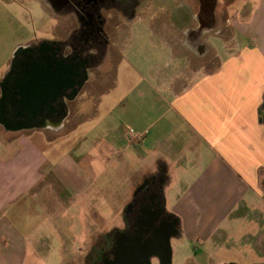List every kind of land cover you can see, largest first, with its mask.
I'll list each match as a JSON object with an SVG mask.
<instances>
[{"label":"crops","instance_id":"1","mask_svg":"<svg viewBox=\"0 0 264 264\" xmlns=\"http://www.w3.org/2000/svg\"><path fill=\"white\" fill-rule=\"evenodd\" d=\"M261 12L262 7L254 16ZM254 18L228 20L256 45L220 64L215 53L204 62L212 51L202 37L211 33H197L198 21L194 32L171 22L172 32L159 35L167 52L155 56L165 67L152 73L158 85L152 91L135 86L120 95L118 103L106 99L130 81L122 65L132 54L118 50L110 79L109 72L97 71L99 78L87 84L86 94L67 102V114L57 115L54 125L4 128L12 137H0V264H25L28 249L49 246L51 238L43 229L63 231V217L74 211L76 219L67 225L68 231L81 230L80 245L89 246L96 234L92 221H99L108 206V172L120 180V188L126 185L117 192L122 203L114 207V215L128 210L137 189L161 173L164 207L179 223L176 239L201 245L197 254L211 246L219 264H244L234 257L237 253L254 257L258 247L251 239L259 233L256 245L264 243L263 227L255 224L264 217V35H252L253 28L264 31V19L255 28ZM55 40L36 38L17 52L33 42ZM17 52L7 72L0 74V100ZM192 58L202 62L191 64ZM126 97L136 101L131 105ZM125 116L133 126L123 130ZM84 123L90 126L78 133ZM128 129L146 136L130 144ZM95 152L108 153L113 161ZM260 247L261 257L251 264H264Z\"/></svg>","mask_w":264,"mask_h":264},{"label":"flooded vegetation","instance_id":"2","mask_svg":"<svg viewBox=\"0 0 264 264\" xmlns=\"http://www.w3.org/2000/svg\"><path fill=\"white\" fill-rule=\"evenodd\" d=\"M44 1L52 7L54 19L69 20L70 27L66 37L54 31L55 41L33 42L17 52L2 104L4 116L14 124L51 126L57 115H66L67 102L84 93L87 84L99 78L97 71L106 62L112 68L116 65L122 29L138 19L141 8L144 13L152 14L153 5L152 0ZM197 4L196 19L200 24L197 33L204 34V27L213 29L223 21L224 17L217 13L218 0H197ZM33 73L47 84L59 80L63 89L60 94L56 90L46 97L47 106L21 112L18 86L29 81ZM18 83L17 88L13 87ZM261 114L264 118V105ZM164 179L159 173L139 187L129 209L118 216V223L105 226L87 246L81 261L74 264H172L171 244L180 232L178 219L164 207Z\"/></svg>","mask_w":264,"mask_h":264},{"label":"rangeland","instance_id":"3","mask_svg":"<svg viewBox=\"0 0 264 264\" xmlns=\"http://www.w3.org/2000/svg\"><path fill=\"white\" fill-rule=\"evenodd\" d=\"M152 2L153 5L150 10L152 14H155L154 17H152L153 15L150 13H144L142 11L143 8H141L137 13L138 19L135 20L136 23H134V21L132 24L125 26L121 31L122 35L120 41L118 40V50L119 52H124L126 55L132 54L130 59L129 56H126L125 64L122 65L124 71L129 73L130 81L123 89L119 88L117 91L111 93V95H109L111 96L110 98L108 95H105L107 96L106 99L111 100L113 104L118 103L120 95L122 97L124 94L130 92L131 89L134 90L135 86L151 91L153 87L158 86L157 80L153 78L152 73L164 71L165 61L158 62L155 56H163L167 52L163 37L159 35L166 31L172 32L171 27L168 26L171 22L177 29H189L190 32H194L197 28L196 15L199 8V4L196 5L197 0H152ZM261 7V15L259 13L257 16H254L256 11ZM52 11V7L46 4L44 0H0V74L2 72L4 74L7 72L6 70H8V66L20 45L35 40L36 38L51 39L54 31L56 33L59 32L60 36L66 35L70 27V21L62 18L60 22L56 19L52 20ZM217 13L220 18L224 17L223 21L221 20L217 23L216 27L213 29L207 26L204 27L203 31L211 34L204 35L202 37V42L212 51L206 56L204 62H207L208 59H213L212 53H215L218 56L217 63L220 64L231 57L237 56L246 47L252 48L256 45L254 41H251V39L245 36L248 34L245 33V35H241L239 30H236V28H233L231 24L228 23V20L233 23L244 22L249 17H255L254 21L256 23V28L260 21L264 19V0H218ZM156 18L157 21L154 25V22L151 21H154ZM262 33L264 35V31L252 29L253 36ZM154 38H157V40L153 41L152 39ZM201 62L202 61L196 60L195 58L189 61L191 64ZM167 65H169V63H167ZM115 66L117 67V64ZM114 67L112 68L109 62H106L102 67L105 73L109 72L106 76L108 79H110L113 73H111V71ZM114 78L116 83L122 81L121 78L118 80L116 79L117 74H114ZM157 79H159L158 76ZM131 94H134V92ZM126 98H128L131 105L136 101V99H134L135 97ZM116 112H119V109H117ZM130 121L131 118L128 116H125L121 120L120 124L123 130L129 125L133 126ZM89 126L90 124L84 123L81 127L82 129L78 133L83 131V129H87L86 127ZM97 134L98 131H95L92 136ZM0 137H12V134L5 132L1 124ZM103 154L107 155V159L109 158L110 161H113V157L108 153H94V155L99 158L102 157ZM97 167L98 170H100V166L97 165ZM104 177L106 179L104 184L107 192L106 195L109 198L107 200L108 206L102 210L99 221L96 219L92 221L94 222L92 226L95 230L94 233L96 232L95 236L102 232L101 229L103 227L108 226L109 228L110 225L118 223L119 215H114L116 214L114 207L122 203V199L117 197V192L125 185L122 182L123 185L120 188V180L118 181V179L113 177V173L111 174L108 172ZM184 186L185 184H180L179 188H184ZM130 187H132V185H130ZM129 195H132V193ZM75 214H77V211H74L73 215L71 213L63 217L65 223L61 228L64 229L66 227L63 231L53 233L47 228L43 229L44 235H49L51 238L49 246L46 248H36L34 250L31 248L28 249L25 264H74L75 261H81L88 247L80 245L81 230L78 228L75 230V227L73 231H68L67 226L69 223L72 224L73 220L76 219ZM260 217H262L260 220L255 216H253L252 219L253 222L257 219L255 224L257 223L258 228L263 227L264 230V217ZM47 226L49 225L45 227ZM256 234L257 235L251 239V242L256 248L258 247V253H254V257L251 258L246 257V254L243 253L240 255L237 253L234 256L236 259L242 260L244 264H251L253 261L256 262L259 260V257H261L259 250L261 245L264 248V243L262 242L256 245L260 237L259 233ZM244 242L245 241L241 240L240 246H244ZM171 246L173 251L172 264H219V260L214 258L216 250L211 246L208 248L203 247L204 253L201 252L198 254V250L202 248L201 245L192 243L186 239H174ZM238 248L239 247L236 246L234 250L238 251ZM229 257V255H224V258Z\"/></svg>","mask_w":264,"mask_h":264},{"label":"water","instance_id":"4","mask_svg":"<svg viewBox=\"0 0 264 264\" xmlns=\"http://www.w3.org/2000/svg\"><path fill=\"white\" fill-rule=\"evenodd\" d=\"M58 79V78H57ZM20 95H25V101H19L18 109L21 112H32L37 110L38 107L47 106L45 104L46 97L57 90V94L62 92V86L60 85L59 80L47 84L44 81L42 82L41 77L33 73L30 76V80L24 83L19 87ZM6 91L5 85H2V98L0 100V124L9 131H19L22 129L30 128L35 125H21L20 123H13V120L4 116V110L2 109V104L5 103L4 93ZM2 109V110H1ZM264 121V118H263Z\"/></svg>","mask_w":264,"mask_h":264},{"label":"built area","instance_id":"5","mask_svg":"<svg viewBox=\"0 0 264 264\" xmlns=\"http://www.w3.org/2000/svg\"><path fill=\"white\" fill-rule=\"evenodd\" d=\"M145 136L146 134L136 133L132 129L127 130V138L130 144L140 143L144 139Z\"/></svg>","mask_w":264,"mask_h":264}]
</instances>
